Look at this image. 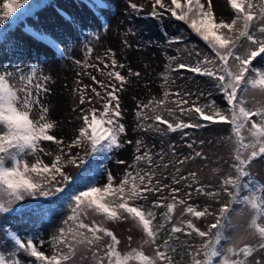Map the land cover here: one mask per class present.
Returning a JSON list of instances; mask_svg holds the SVG:
<instances>
[{"label":"snow or ice","instance_id":"1","mask_svg":"<svg viewBox=\"0 0 264 264\" xmlns=\"http://www.w3.org/2000/svg\"><path fill=\"white\" fill-rule=\"evenodd\" d=\"M228 4L234 13L230 21L215 17L212 0H170L168 4L152 0L150 16L170 14L169 18L187 25L210 49L209 54L193 47L187 54L194 62L176 65L177 71L186 69L209 78L210 90L173 92L166 87L162 99L136 103L135 133L143 135L135 141L128 139L122 94L132 83L130 78L142 74L118 62L111 48L93 57L94 46L89 42L84 45L83 58L74 59L81 71L71 89L78 97L72 112L80 125L67 140L54 133L59 122L51 118L45 99L51 92V76L38 63L25 68L0 65V214L45 219L57 208L66 210L47 242L51 255L40 250L32 236L24 239L3 229L14 247L7 252L0 247V264H22L21 255L29 258V264H250L249 258L253 264H264V258L254 257L257 250L264 251V182L251 170L255 161L264 159V104L249 106L248 100L253 90L264 96V67L254 63L258 57L264 60V0H228ZM130 7L140 10L136 4ZM31 12L30 0H3L0 26ZM31 34L56 48L62 57L66 55L49 36ZM0 39H4L2 27ZM181 42L180 37L168 41L169 45ZM168 59L177 61L176 55ZM82 76L92 83L82 84ZM163 80L168 83L167 74ZM213 92L219 94L223 107ZM170 96L175 99L169 101ZM94 103H100L102 110ZM214 124L229 126V134L221 139L230 152L228 160L217 158L228 168L212 169L218 174L215 184L201 182L196 171H184L190 161L208 159L202 150L205 139L189 140L191 133L186 130ZM178 132L188 154L178 152L174 143L165 151L163 139L157 151L145 139ZM43 142H52V150ZM125 144L133 146L134 158L117 161L125 165L121 177L103 164L92 166L97 155L112 153ZM74 149L86 151L81 155ZM68 166L83 171L73 176L64 170ZM101 177L105 178L102 185ZM41 199L46 203L25 206L28 200ZM209 200L219 207L213 208ZM233 205L250 209L248 236L256 238L255 243L245 242L247 237L242 235L226 234L233 227ZM206 217L214 222L202 230L196 222ZM119 223L130 225L126 251L121 250L122 240L112 227ZM134 229L141 236L136 247L132 246ZM195 237L200 239L198 244L193 242Z\"/></svg>","mask_w":264,"mask_h":264},{"label":"rangeland","instance_id":"2","mask_svg":"<svg viewBox=\"0 0 264 264\" xmlns=\"http://www.w3.org/2000/svg\"><path fill=\"white\" fill-rule=\"evenodd\" d=\"M166 4L170 0H164ZM204 2V0H202ZM3 0H0V4ZM213 11L217 19H230L233 15L228 0H212ZM130 4H136L139 11L133 10ZM152 0H47L37 8H32L30 15L12 20L10 24L2 27L4 39H0V65L7 68L22 67L38 63L44 74L50 75L51 80L48 87L51 89L45 99L49 103L51 109V118L58 121L57 127L53 130L57 137H63L67 140L73 137L76 129L80 125V121L75 118L76 114L72 112L78 97L71 93V89L75 86L77 73L81 71L80 67L74 63V59L83 58L85 51L84 45L91 42L94 46L92 56L97 54L103 55L109 48L115 51L118 62L124 63L126 68L130 67L133 71H140L141 78H130L132 83L122 94V104L125 113V123L128 128V139L135 141V105L139 102H145L153 97L161 98L163 96L162 72L168 58L177 53L175 43L169 45L168 41L176 36L183 27L184 23L169 18L170 14H166L162 18H154L150 16ZM69 17L70 19H66ZM42 32L60 44L65 49L66 55L62 57L56 48L50 46L42 40H37L31 33ZM99 38H94V35ZM92 71V69H88ZM122 73L124 70H121ZM98 79H102L98 73ZM82 84H91L92 82L87 76L80 77ZM185 88H194L202 90L197 85L196 80H187L179 78L174 81L173 88L179 86ZM97 86V85H93ZM98 87V86H97ZM209 88L207 87V91ZM206 91V90H205ZM135 97V99H133ZM217 104L223 107V102L219 94H215ZM249 106L264 104V96L258 91H250L248 94ZM203 99L200 100V103ZM98 110H102L100 103L93 105ZM87 107V105H85ZM229 134V126L220 124L211 127L203 133L195 136H189L188 139H205L203 152L208 157L207 160L197 158L190 161L184 166L185 173L187 171H196L201 182L216 183L217 175L212 171L213 168L221 167L227 170L228 165L222 160L217 162L218 157L225 160L230 159L229 145L222 141V137ZM161 139H163V147L168 151V144L174 143L178 152L186 153L189 149L183 147L180 133L168 135L163 138L157 137L155 141L156 150L161 147ZM212 141L209 144L207 141ZM48 150H52V142H43ZM74 149V152H78ZM197 150H201L197 148ZM188 154V153H186ZM134 158V148L132 145L125 144L122 148L116 149L110 155V159L104 164L106 168L113 172L117 178L121 177L125 170V165L117 163L118 160H126L131 162ZM32 160V157H28ZM45 162L50 163V158L44 157ZM68 174L74 175L78 169L68 166L64 169ZM253 174L264 182V159H258L251 166ZM171 171V169L169 170ZM105 178L101 177L99 184H103ZM201 204L204 203L203 198ZM224 202L228 201L227 196H222ZM34 200L25 202L29 204ZM212 204L213 208H218L213 201H207ZM235 211L232 213L233 227L227 230L228 235H242L247 237L245 242L255 243L256 238L248 236V224L251 219V211L247 207L233 205ZM179 209H177V217ZM64 216L44 221V225L40 226L35 232L23 230L18 232L22 238L32 236L34 242L40 250L46 254H51L48 245L50 237L56 233L61 225ZM7 214H0V241H2V250L7 252L8 249L14 247L3 232L4 223L7 221ZM213 222L212 217L202 218L197 221L201 229H206L208 224ZM118 237L122 240L121 250H127L126 238L129 235L128 223H119L112 225ZM132 246L136 247L140 244L141 236L138 230H133ZM181 239H185L181 236ZM45 241L40 245L39 241ZM194 243H199L200 239L195 237ZM242 246V244H241ZM145 251L150 253L151 249L145 247ZM256 258H264V251L257 250L254 253ZM22 264H29V258L21 255ZM34 259V258H33ZM250 264H253L252 258H249ZM79 264V262H78Z\"/></svg>","mask_w":264,"mask_h":264},{"label":"trees","instance_id":"3","mask_svg":"<svg viewBox=\"0 0 264 264\" xmlns=\"http://www.w3.org/2000/svg\"><path fill=\"white\" fill-rule=\"evenodd\" d=\"M45 1H47V0H30L31 8L34 9V8L40 7L41 5H43V3ZM231 18L230 19H224V20L230 21ZM176 37L182 38V42L181 43H175L177 50L179 49L180 51L175 54L176 57H177V61L176 62H170L168 60V62L165 65V70L162 72V77L167 74L168 77H169V81H168L167 84H165L164 80L162 79V86L164 87L163 90H165V88L167 87L170 91H173V92L176 91L177 89H183V90H189V91H192V92H196V90L194 88H185L184 89V87L181 86V85L178 88H173V84L174 83H172V81H175L176 79H179V78H184V79H187V80H196L197 85L201 86L203 88L202 90L203 91L206 90L205 92H207V87L210 90L209 78L201 77V76H198V75H194V74L188 72L186 69H180V70L177 71L176 70V65H177V63H180V62H182V63H192V62H194V57H189L188 54H187L188 50H191L193 47H195L199 51H202L204 53H209V54H210V49H208V47L206 46L205 42H203L196 34L192 33L191 30L185 24H184V27L178 33H176V36L174 38H176ZM1 47L2 46H1V42H0V48ZM254 63L257 65L258 68L264 67V60H260L259 57L257 58L256 61H254ZM215 94H217V93L213 92V98H214ZM155 98L156 99H162L163 96L161 98H158V97H155ZM174 99H175L174 96H170L169 97V101L174 100ZM192 99H195V97H192ZM146 102L147 101H145L144 103H146ZM203 102L204 101H202L201 103H203ZM168 106L169 107H173L174 105L169 103ZM177 114H179V113H177ZM165 115H166V113H165ZM182 118L185 119V120L188 119V117H182ZM135 123H136V117H135ZM216 125H220V124H214V125H212L210 127H207V128H204V129H200V130H191V129H189V130H186V131L191 133L190 136H195V135H199V134L203 133L207 129H209L211 127H214ZM164 127H166V125ZM135 134H136V139L139 138L141 135H143L141 133H135ZM176 134H179V132L176 133ZM169 135H173V134H169ZM145 139H146V142L149 145H152V144H155L157 136L147 135L145 137ZM77 151L80 152L81 155H83V153H84V151H86V149H78ZM188 152L189 151H187L186 153H188ZM110 155H111V153L97 155L95 157V159L92 160V166L96 167V168H99V166L101 164L104 165L110 159ZM155 159L156 158L154 157V160ZM77 171L78 172L75 173L73 176L80 175L81 172L83 171V169H78ZM44 203H46V201L43 200V199L34 200V201L30 202L29 204H26L25 206H38V205H41V204H44ZM7 215H8V219L4 223V227L5 228L10 229V230H12V231H14L16 233H18L20 231H23V230H28L30 232H35L40 226L44 225V223H43L44 221L53 220V219H56V218H59L61 216L66 215V210L63 209V208H57L52 213H50V215L47 218H45V219H33V218H30L27 214L23 218L21 216H18L15 213L7 214ZM213 222H214V220H213ZM202 230H206V229H202ZM47 255H51V254H47Z\"/></svg>","mask_w":264,"mask_h":264}]
</instances>
